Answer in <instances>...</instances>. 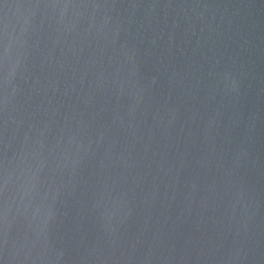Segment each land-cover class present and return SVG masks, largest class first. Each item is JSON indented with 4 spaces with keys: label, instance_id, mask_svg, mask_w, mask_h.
Segmentation results:
<instances>
[{
    "label": "water",
    "instance_id": "obj_1",
    "mask_svg": "<svg viewBox=\"0 0 264 264\" xmlns=\"http://www.w3.org/2000/svg\"><path fill=\"white\" fill-rule=\"evenodd\" d=\"M0 264H264V0H0Z\"/></svg>",
    "mask_w": 264,
    "mask_h": 264
}]
</instances>
